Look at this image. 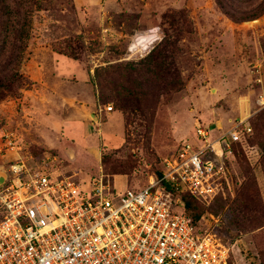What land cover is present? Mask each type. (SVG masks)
Returning a JSON list of instances; mask_svg holds the SVG:
<instances>
[{
    "label": "rangeland",
    "instance_id": "374dc122",
    "mask_svg": "<svg viewBox=\"0 0 264 264\" xmlns=\"http://www.w3.org/2000/svg\"><path fill=\"white\" fill-rule=\"evenodd\" d=\"M27 1L18 8L31 11L21 80L0 97V174L21 156L83 182L104 175L119 189L139 188L194 140L197 120L222 132L246 119L251 143L225 161L226 180L199 225L235 264H261L264 13L237 23L215 0ZM260 1L233 0L231 10L252 13ZM4 13L0 4V45Z\"/></svg>",
    "mask_w": 264,
    "mask_h": 264
},
{
    "label": "built area",
    "instance_id": "2783aa9c",
    "mask_svg": "<svg viewBox=\"0 0 264 264\" xmlns=\"http://www.w3.org/2000/svg\"><path fill=\"white\" fill-rule=\"evenodd\" d=\"M214 128L197 120L194 140L139 188L119 189L104 175L83 182L21 156L9 161L0 185V264H235L177 196L212 200L232 145L251 132L246 119L211 139ZM5 139L18 154L14 139Z\"/></svg>",
    "mask_w": 264,
    "mask_h": 264
},
{
    "label": "trees",
    "instance_id": "16d2710c",
    "mask_svg": "<svg viewBox=\"0 0 264 264\" xmlns=\"http://www.w3.org/2000/svg\"><path fill=\"white\" fill-rule=\"evenodd\" d=\"M254 1L255 0H241L245 5H250ZM215 2L228 18L237 23L254 20L264 13V0L260 1L259 6H257L256 10L252 13L247 11L235 13L232 11L231 4L233 0H215ZM0 4L6 9V13L3 14V17L5 16L2 25L4 28V34L1 36L2 43L0 45V60L2 61V58L5 56L8 58L7 61L0 66V97H2L5 93L13 94V85L18 84L21 80L19 69L23 60V52L26 48V42L29 38L28 31L30 29L31 11L23 9V12L22 10L20 12L18 10V8H25V6L27 7L26 9H28L29 1L27 0H0ZM13 5L17 8L14 10V13L11 11ZM7 44H9V46H7ZM160 53L161 51L148 59V63L151 64L152 67L157 66L158 62L161 61ZM105 71L106 70L104 69L96 71L95 77H97L98 85L100 86L101 79H103V72ZM249 125L251 127V132L249 134H242L240 141L232 145L234 158L239 159V156L241 154L243 155L242 152L244 151V147L247 146L249 142L251 143L250 139L254 134L251 124ZM241 161H243V159H241ZM225 178L226 176L219 181L217 194L221 190V183L223 180H226ZM177 196L179 198V206L184 210L186 216L194 223H198L199 219L202 217L205 211L204 204H209L215 198L214 197L210 201H203L186 193ZM234 225L240 230L244 229V225L238 220H234ZM259 258L261 264H264V254L262 252H259Z\"/></svg>",
    "mask_w": 264,
    "mask_h": 264
},
{
    "label": "water",
    "instance_id": "95a60500",
    "mask_svg": "<svg viewBox=\"0 0 264 264\" xmlns=\"http://www.w3.org/2000/svg\"><path fill=\"white\" fill-rule=\"evenodd\" d=\"M4 177H5L4 173H1L0 174V185H2V183L4 182Z\"/></svg>",
    "mask_w": 264,
    "mask_h": 264
},
{
    "label": "crops",
    "instance_id": "0c3cea01",
    "mask_svg": "<svg viewBox=\"0 0 264 264\" xmlns=\"http://www.w3.org/2000/svg\"><path fill=\"white\" fill-rule=\"evenodd\" d=\"M226 130H227V129H226ZM214 131H216V132H217V135H219V134L221 133V132H220V131H221V129H218V127L214 128ZM223 131H225V130H223ZM223 131H222V132H223Z\"/></svg>",
    "mask_w": 264,
    "mask_h": 264
}]
</instances>
